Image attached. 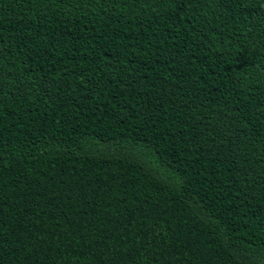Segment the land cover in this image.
Here are the masks:
<instances>
[{
	"label": "trees",
	"instance_id": "1",
	"mask_svg": "<svg viewBox=\"0 0 264 264\" xmlns=\"http://www.w3.org/2000/svg\"><path fill=\"white\" fill-rule=\"evenodd\" d=\"M0 264H264V0H0Z\"/></svg>",
	"mask_w": 264,
	"mask_h": 264
}]
</instances>
